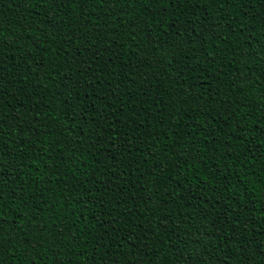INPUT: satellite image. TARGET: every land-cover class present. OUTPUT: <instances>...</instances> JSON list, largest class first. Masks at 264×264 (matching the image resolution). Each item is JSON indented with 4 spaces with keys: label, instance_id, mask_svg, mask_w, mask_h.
<instances>
[{
    "label": "trees",
    "instance_id": "obj_1",
    "mask_svg": "<svg viewBox=\"0 0 264 264\" xmlns=\"http://www.w3.org/2000/svg\"><path fill=\"white\" fill-rule=\"evenodd\" d=\"M0 264H264V0H0Z\"/></svg>",
    "mask_w": 264,
    "mask_h": 264
}]
</instances>
